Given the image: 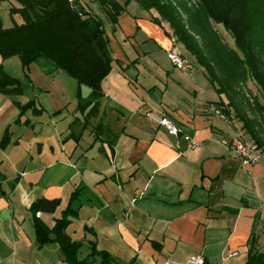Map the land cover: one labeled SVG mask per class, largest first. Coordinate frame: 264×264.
Here are the masks:
<instances>
[{"label":"crops","instance_id":"1","mask_svg":"<svg viewBox=\"0 0 264 264\" xmlns=\"http://www.w3.org/2000/svg\"><path fill=\"white\" fill-rule=\"evenodd\" d=\"M116 1L114 24L103 8L105 25L98 16L111 58L99 98L45 57L32 62L41 76L26 78L34 90L15 98L39 113L0 93V264H65L56 243L37 244L30 205L58 198L54 212H37L52 227L72 196L66 231L83 255L92 242L118 264H246L251 247L264 253V153L243 164L221 144L239 131L213 109L202 66L180 51L190 68H175L167 23L136 0ZM75 5L96 15L86 0ZM15 57L0 64L19 78Z\"/></svg>","mask_w":264,"mask_h":264},{"label":"trees","instance_id":"2","mask_svg":"<svg viewBox=\"0 0 264 264\" xmlns=\"http://www.w3.org/2000/svg\"><path fill=\"white\" fill-rule=\"evenodd\" d=\"M14 1L19 6H12L9 11L13 25L4 27L0 20V57L17 56L23 70H28L37 58L45 57L74 78L78 87H89L91 98H99L101 82L111 68V58L100 50V43L106 44L102 20L69 0ZM97 1L114 24L123 7L116 0ZM136 1L146 10H155V23L161 26L162 22L167 23L169 30H165L166 33L176 37L195 62L202 66L215 90L224 95V99L220 97L212 103L214 108L226 118H237L242 124L239 135L253 141L264 153L263 138L228 93L231 81L249 78L258 85L264 97V46L258 42V37L264 40V0H197L194 7H189L184 0H176L186 20L170 0ZM16 14L20 16V22H15L13 16ZM211 23L232 34L241 55L220 40ZM257 43L260 47L262 45V49L255 47ZM0 93L12 96L20 111L31 108L34 113L40 112L33 101L20 104L15 99L22 93L21 82L5 72L1 64ZM256 106L264 119V103L256 102ZM5 143L6 136L2 146ZM73 198L52 227L47 226L37 212H54L60 200L38 198L31 203L37 244L56 243L65 264H118L108 252L97 249L92 242L88 243V251L81 254L83 241L73 239L66 231L69 216L74 214L70 205ZM246 264H264V253L251 247Z\"/></svg>","mask_w":264,"mask_h":264},{"label":"rangeland","instance_id":"3","mask_svg":"<svg viewBox=\"0 0 264 264\" xmlns=\"http://www.w3.org/2000/svg\"><path fill=\"white\" fill-rule=\"evenodd\" d=\"M86 1H88V6H89L88 10L94 12L97 16H100V18L103 19L104 25H105L107 22V18L105 17V13L103 12L102 7L99 4V2L97 0H86ZM170 1L173 3V5H175L177 7L182 18L186 20V15L184 14L181 6H179L177 1L176 0H170ZM184 1L189 7H194L198 4L197 0H184ZM12 6H19V4L14 0L1 1L0 2V20H1V23L4 27L12 26L14 23L11 15L9 13L10 8ZM102 15H104V16H102ZM13 17L15 19V22L21 21L20 16L18 14L14 15ZM211 25H212L213 29L215 30V32L217 33L220 40L227 47L235 49L241 55V52L236 48V46L234 44V38H233L232 34L228 31L224 30L222 27L215 25L214 23H211ZM256 36H258V35H256ZM258 38H259L258 42L261 41L260 43H262V45L264 46V40H261V37H258ZM262 45H261V47H262ZM255 47L257 49H262L258 43L256 44ZM177 48L181 52H183L184 54H186L190 57V55L184 49L182 44L178 43ZM0 59H2V58H0ZM15 59H17L16 60L17 65L21 71V75H20L21 78L19 77V80L21 82L22 93L20 95L23 94V88H28V92L31 93L34 89H32V87H31L32 83H29L26 80V78L30 79L32 81L34 79L37 80V74L39 76H41V74L39 72L41 70L40 69L37 70L38 67L35 68L36 67L35 62L30 64V69L28 68V70H23L21 67V64L19 62L20 60H18L17 57H15ZM262 59H263V63H264V51H263ZM67 77H69V76H67ZM69 79H72V78L69 77ZM72 81H74V83H75L74 79H72ZM84 87H86V86H84ZM56 93H58L57 89H56ZM228 93L234 99L237 106L240 108L241 112L252 122V124L255 126V129L257 130V132L260 134V136L263 138V141H264V119L262 118V115L259 113L257 106H256V102L264 103V97L262 96V92H261L260 88L258 87V85L253 80H250L249 78H247L245 80H240V81H231L230 82V88L228 89ZM40 94H43V93H40ZM216 96H217L216 100H218L220 97H222L224 99L223 94L218 93ZM51 97H53V94ZM51 97L49 96V98H51ZM31 101H33V100H31ZM75 103L76 102L73 101L72 106H69L68 110L74 109L75 105H76ZM233 115L234 114H232V116ZM230 120L233 121L234 126L236 127L237 131H239V134L241 135V133H242L241 122L235 117H232V119H230ZM81 254H82V252H81Z\"/></svg>","mask_w":264,"mask_h":264},{"label":"built area","instance_id":"4","mask_svg":"<svg viewBox=\"0 0 264 264\" xmlns=\"http://www.w3.org/2000/svg\"><path fill=\"white\" fill-rule=\"evenodd\" d=\"M69 1L73 3L76 2V0H69ZM170 41H171V45L166 52L170 63L179 70L189 69L190 64L188 60L185 57H183L182 53L177 48L178 41L176 37L170 36ZM213 109L217 113H220L216 108L213 107ZM146 115L154 119L159 125L164 126L170 134L176 135L178 133V128L166 116L163 115L161 117H155L151 113H147ZM221 116L223 115L221 114ZM221 144L225 146L227 150L234 157L238 158L243 164H252L256 162L259 157L257 153L259 152L262 153L253 141L249 139H244L239 134H236L228 139L223 138L221 140ZM197 145H198L197 142H195L194 140H189L186 146L188 148H195ZM189 262L202 263V259H199L197 257H191Z\"/></svg>","mask_w":264,"mask_h":264}]
</instances>
